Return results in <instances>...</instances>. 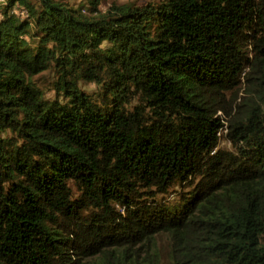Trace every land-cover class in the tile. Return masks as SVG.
Instances as JSON below:
<instances>
[{"label":"trees","instance_id":"trees-1","mask_svg":"<svg viewBox=\"0 0 264 264\" xmlns=\"http://www.w3.org/2000/svg\"><path fill=\"white\" fill-rule=\"evenodd\" d=\"M106 1L0 0V264H264V0Z\"/></svg>","mask_w":264,"mask_h":264},{"label":"rangeland","instance_id":"rangeland-1","mask_svg":"<svg viewBox=\"0 0 264 264\" xmlns=\"http://www.w3.org/2000/svg\"><path fill=\"white\" fill-rule=\"evenodd\" d=\"M67 2H69L71 5H73V6H78V5H80L82 2H83V0H66ZM112 1H119V2H128V1H132V2H136V3H138V4H145V3H147V2H150V1H155V0H108V1H106V2H104L103 4H102V8L103 9H105L107 6H108V4L110 3V2H112ZM157 1H160V0H157ZM251 52L250 51H248V54H250ZM83 88H86V89H88V90H93L94 88H95V86L93 85V84H85V83H83ZM225 125L227 126V123H225ZM222 135L224 134V131H222V133H221ZM221 145L222 146H229V142L228 141H226V140H223V139H221Z\"/></svg>","mask_w":264,"mask_h":264},{"label":"bare ground","instance_id":"bare-ground-1","mask_svg":"<svg viewBox=\"0 0 264 264\" xmlns=\"http://www.w3.org/2000/svg\"><path fill=\"white\" fill-rule=\"evenodd\" d=\"M221 134V132H219V135Z\"/></svg>","mask_w":264,"mask_h":264},{"label":"built area","instance_id":"built-area-1","mask_svg":"<svg viewBox=\"0 0 264 264\" xmlns=\"http://www.w3.org/2000/svg\"><path fill=\"white\" fill-rule=\"evenodd\" d=\"M221 135V134H220Z\"/></svg>","mask_w":264,"mask_h":264}]
</instances>
